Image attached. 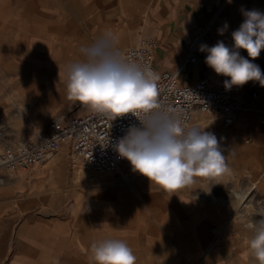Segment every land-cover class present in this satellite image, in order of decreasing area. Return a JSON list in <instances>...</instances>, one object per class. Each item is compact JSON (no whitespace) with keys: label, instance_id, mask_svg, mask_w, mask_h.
Listing matches in <instances>:
<instances>
[{"label":"rangeland","instance_id":"rangeland-1","mask_svg":"<svg viewBox=\"0 0 264 264\" xmlns=\"http://www.w3.org/2000/svg\"><path fill=\"white\" fill-rule=\"evenodd\" d=\"M37 51L0 47V150L47 129L30 119L21 91L22 72L34 71ZM236 97L245 109L233 127L211 117L205 116L206 125L199 119V128L216 136L228 173L195 177L192 186L168 192L133 171L130 162L111 174L73 167L70 150L64 148L31 171L0 170V235L9 233L12 252L25 247L26 239L19 236L23 231L40 226L37 236L64 237L66 227V237L83 248L81 226L92 231L95 223L117 212L120 219L133 215L141 228L133 231L136 264H258L248 241L253 223L264 219V125L255 112L260 103L251 93ZM85 234L90 248L97 236Z\"/></svg>","mask_w":264,"mask_h":264},{"label":"crops","instance_id":"crops-1","mask_svg":"<svg viewBox=\"0 0 264 264\" xmlns=\"http://www.w3.org/2000/svg\"><path fill=\"white\" fill-rule=\"evenodd\" d=\"M241 9L264 13V0H232L230 4L227 0H0V42H4L0 47L38 50L34 71L22 72L21 91L30 119L47 128L52 119L70 114L81 116L92 110L67 95L66 65L82 59L81 45L90 44L106 31L118 37L121 52L140 39L154 38L159 45L156 68L175 71L194 45L211 47L223 41L233 48L232 32L244 20ZM225 23L227 30L219 35L218 29ZM238 51L251 60L245 50ZM198 54L199 63L187 62L181 71L182 83L192 84L209 77L219 85L230 79L207 66V52L198 48ZM251 62L264 74V49ZM260 88L254 81L234 86L235 93L242 97ZM118 214L114 213L107 222L95 223L92 231L98 241L121 239L133 250L138 240L133 231L141 228L134 223L133 215L120 219ZM42 225L46 228V224ZM83 226V248L66 237V227L64 237L52 238L44 232L37 236L41 227L36 226L37 231L19 233L27 241L25 247L11 252L9 233L4 232L0 235V264H94L88 248L90 239L85 234L92 231ZM145 254L147 251L139 257Z\"/></svg>","mask_w":264,"mask_h":264},{"label":"clouds","instance_id":"clouds-1","mask_svg":"<svg viewBox=\"0 0 264 264\" xmlns=\"http://www.w3.org/2000/svg\"><path fill=\"white\" fill-rule=\"evenodd\" d=\"M241 11L244 20L232 32L233 48L223 41L211 47L199 46L201 52H207V66L230 78L224 81L226 90L249 81L264 87V74L251 62L264 49V13L256 9ZM227 27L225 23L218 34L223 35ZM118 45V37L107 31L90 44L81 45L82 59L66 65L68 98L113 119L128 113L135 116L141 127L131 126L115 150L130 162L133 171L165 191L190 187L196 183L195 177L228 173L227 158L216 136L197 127L186 128L179 115L162 107L155 74L147 65L125 59ZM239 49L245 50L251 60L242 57ZM252 228L248 246L258 264H264V219L254 222ZM90 251L94 264H136L137 260L121 239L93 242Z\"/></svg>","mask_w":264,"mask_h":264},{"label":"built area","instance_id":"built-area-1","mask_svg":"<svg viewBox=\"0 0 264 264\" xmlns=\"http://www.w3.org/2000/svg\"><path fill=\"white\" fill-rule=\"evenodd\" d=\"M159 45L154 38H143L126 48L125 59L147 65L155 74L158 102L162 107L180 116L186 128L197 127L201 116L211 117L226 128L233 127L245 109L236 97L234 86L226 90L224 81L216 85L207 77L192 84L181 82L180 74L185 64L197 65L200 61L198 45H194L187 58L175 71H160L155 65ZM228 80V79H226ZM251 99L260 103L255 110L258 121L264 125V87L254 91ZM131 126L141 127L131 113L112 116L92 109L81 116H64L50 121L46 131L36 130L32 140L0 150V170L8 173L31 171L35 166L58 155L62 149L70 150L73 167L99 174L118 171L129 162L121 158L115 145Z\"/></svg>","mask_w":264,"mask_h":264},{"label":"bare ground","instance_id":"bare-ground-1","mask_svg":"<svg viewBox=\"0 0 264 264\" xmlns=\"http://www.w3.org/2000/svg\"><path fill=\"white\" fill-rule=\"evenodd\" d=\"M18 111H19L20 117H24V116H25L23 110L20 109V110H18ZM199 119H200V123H201V124L206 125L207 120H206L205 116H201ZM199 119H198V128H199V126H200ZM31 140H32V139H31ZM31 140H30V141H31ZM28 142H29V141H28ZM25 143H27V142H25ZM22 144H24V143H22ZM20 145H21V144H20ZM260 212H263V210H261ZM224 229H225V228H224ZM218 233H220V235L222 234L221 231L218 232ZM210 249H211V248H210ZM210 249H207L206 253H208V252L210 251Z\"/></svg>","mask_w":264,"mask_h":264}]
</instances>
